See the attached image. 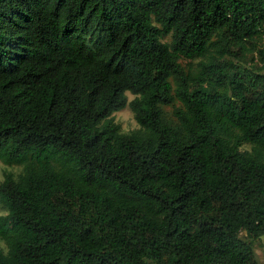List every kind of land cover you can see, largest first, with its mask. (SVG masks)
Listing matches in <instances>:
<instances>
[{
	"label": "trees",
	"instance_id": "obj_1",
	"mask_svg": "<svg viewBox=\"0 0 264 264\" xmlns=\"http://www.w3.org/2000/svg\"><path fill=\"white\" fill-rule=\"evenodd\" d=\"M263 70L264 0H0V264H258Z\"/></svg>",
	"mask_w": 264,
	"mask_h": 264
},
{
	"label": "rangeland",
	"instance_id": "obj_2",
	"mask_svg": "<svg viewBox=\"0 0 264 264\" xmlns=\"http://www.w3.org/2000/svg\"><path fill=\"white\" fill-rule=\"evenodd\" d=\"M184 64V61H182ZM264 71V70H263ZM128 100H131L133 98V95L129 92L126 93ZM176 105H178V102H176ZM167 114L171 113L172 107L171 106H165L164 107ZM114 122L118 123L120 125V128L123 132H130L136 128H138V124L136 123L133 113L129 109L128 106L112 113ZM21 167L18 165H8L3 163L0 160V180L3 178V172L5 170L12 171L14 173H18L20 171ZM6 213V210L0 205V214ZM253 249L255 253V257L257 259L258 264H264V239L258 238L253 241ZM148 264H155L153 262L148 261Z\"/></svg>",
	"mask_w": 264,
	"mask_h": 264
}]
</instances>
